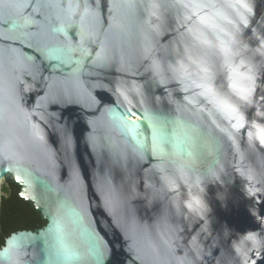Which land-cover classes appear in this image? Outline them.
<instances>
[{
	"label": "water",
	"instance_id": "1",
	"mask_svg": "<svg viewBox=\"0 0 264 264\" xmlns=\"http://www.w3.org/2000/svg\"><path fill=\"white\" fill-rule=\"evenodd\" d=\"M262 140L264 0H0V264H264Z\"/></svg>",
	"mask_w": 264,
	"mask_h": 264
},
{
	"label": "trees",
	"instance_id": "2",
	"mask_svg": "<svg viewBox=\"0 0 264 264\" xmlns=\"http://www.w3.org/2000/svg\"><path fill=\"white\" fill-rule=\"evenodd\" d=\"M5 183L6 187L1 188V192L8 195L3 194L0 201V248L11 234L34 231L46 224L33 205L20 197L21 187L8 180Z\"/></svg>",
	"mask_w": 264,
	"mask_h": 264
},
{
	"label": "snow or ice",
	"instance_id": "3",
	"mask_svg": "<svg viewBox=\"0 0 264 264\" xmlns=\"http://www.w3.org/2000/svg\"><path fill=\"white\" fill-rule=\"evenodd\" d=\"M125 123L127 125V121H125ZM127 127H128L129 134L135 136L136 125L135 124L127 125ZM262 142H264V140H262Z\"/></svg>",
	"mask_w": 264,
	"mask_h": 264
},
{
	"label": "rangeland",
	"instance_id": "4",
	"mask_svg": "<svg viewBox=\"0 0 264 264\" xmlns=\"http://www.w3.org/2000/svg\"><path fill=\"white\" fill-rule=\"evenodd\" d=\"M3 187H6V183H5V180H4V179H3L2 182H1V188H3ZM3 194H4L5 196L8 195L7 192H5V193H2V192H1V196H2Z\"/></svg>",
	"mask_w": 264,
	"mask_h": 264
}]
</instances>
